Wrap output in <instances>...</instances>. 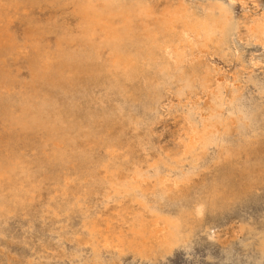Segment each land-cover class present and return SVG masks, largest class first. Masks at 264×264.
Returning <instances> with one entry per match:
<instances>
[{"label":"bare ground","instance_id":"bare-ground-1","mask_svg":"<svg viewBox=\"0 0 264 264\" xmlns=\"http://www.w3.org/2000/svg\"><path fill=\"white\" fill-rule=\"evenodd\" d=\"M244 26L264 45V10ZM236 31L218 0H0V244L30 250L0 252V264L155 260L210 235L219 212L263 186L264 97L247 103L237 79L205 59ZM173 83L186 98L181 146L143 158L149 116ZM212 165L213 177L191 184ZM241 230L264 255V221Z\"/></svg>","mask_w":264,"mask_h":264},{"label":"rangeland","instance_id":"rangeland-1","mask_svg":"<svg viewBox=\"0 0 264 264\" xmlns=\"http://www.w3.org/2000/svg\"><path fill=\"white\" fill-rule=\"evenodd\" d=\"M157 1L163 3L166 0ZM186 1L190 3L194 8H198V5L200 3L208 0ZM218 1L224 2L232 10L233 20L236 24H238V32L236 31L233 34L230 45H228V47H225V50L223 52L219 54L213 53L211 55H208L209 57L207 56L208 58L206 57L205 59L211 67H216V69L220 70L219 72L223 73L224 76L226 75L229 81H231V79L233 78L237 79V84L239 85L243 98L247 103L253 102L260 104L263 100L264 95L259 94L258 89L255 86L261 85V83L264 82V45L257 41L247 40V38L245 37L246 27L244 25L245 23H247L248 19L251 18V16H254L264 10V0H252V2L255 3L250 2V0H248V2L247 0H244L242 4L241 1L239 2L238 0H236L234 3H230L229 0ZM240 5H242L243 7ZM49 11V9H45L43 10V13L46 14ZM236 48L239 52V57H241L240 59H238V55L235 54ZM254 50H257L256 53H254ZM257 54L259 56H257ZM212 57H214L215 59ZM241 59L244 62L241 61ZM214 61L216 64L214 63ZM235 64L236 66L234 67ZM239 64L240 66L242 65V68L239 66ZM22 71H25V69L21 70V74L24 75L26 71ZM248 78L252 79L249 80ZM260 78L261 80H263L261 81ZM255 80H257L258 82ZM175 90L176 83H173V85H171L170 92L167 91V89H164L162 92V97L159 103L156 105L154 113L149 116V118L152 117L156 119L155 122L150 126V131L154 137V144L151 148H148L146 150L139 148L140 155L143 158L146 156V154L156 155L159 152L173 154L177 151L179 146H181L180 136H183V125L181 119L183 112H185L186 110H184L182 104L186 102V98L178 96ZM143 104V99L135 101V105L141 113L144 109ZM132 134L133 132L130 135ZM185 167H189V164L185 163ZM212 167H214L212 168L213 171L202 170L200 174L194 176L191 184H198L199 182H203V180H206L207 182V180L213 177V175L217 171L216 165H212ZM240 201L227 209L225 212H219L220 215L218 214L214 217V219L212 220L213 227L211 228L210 235H207L205 232H199L194 235V237H192V239L186 244L177 246L171 253L155 260H143L140 257L134 258V256L132 255H127L122 259L120 264H264V255H260L255 250L253 245L250 244V242L248 243L247 239L243 237L245 235H243L244 233L241 230V226H245L249 222L252 223L264 221V185L260 186L249 196ZM102 206L103 205L98 202L96 208L102 210L105 209L102 208ZM115 206L116 203L111 202L110 204H108L106 209L113 210ZM215 219L218 220L216 221ZM12 222H16V229L14 230L15 234L18 237H21V235L24 236L25 233L23 232V227L27 226L28 224L22 220ZM45 235L46 236L44 240L48 241L49 236L47 234ZM9 240L11 243L9 242ZM35 240L36 243H38L37 237L35 238ZM3 243L4 244H0L1 254L8 252L11 256L15 254L18 258H21L22 256H27L30 252V250L24 247V245L21 244L19 240H14V238L7 239ZM48 243H50L52 247L58 248L56 241L51 240V238ZM66 244V249H68V247L71 248V245L68 244V242ZM257 257L261 259H257ZM42 262L43 264H56V259L50 262L42 259ZM63 263L71 264L68 258L64 259Z\"/></svg>","mask_w":264,"mask_h":264}]
</instances>
